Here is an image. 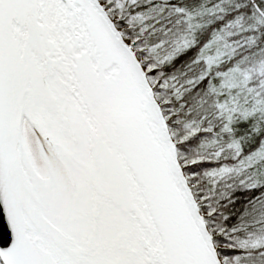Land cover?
I'll return each instance as SVG.
<instances>
[{"label": "snow or ice", "instance_id": "1", "mask_svg": "<svg viewBox=\"0 0 264 264\" xmlns=\"http://www.w3.org/2000/svg\"><path fill=\"white\" fill-rule=\"evenodd\" d=\"M0 264H264V0H0Z\"/></svg>", "mask_w": 264, "mask_h": 264}, {"label": "water", "instance_id": "2", "mask_svg": "<svg viewBox=\"0 0 264 264\" xmlns=\"http://www.w3.org/2000/svg\"><path fill=\"white\" fill-rule=\"evenodd\" d=\"M4 224V215H3V209L0 207V225Z\"/></svg>", "mask_w": 264, "mask_h": 264}]
</instances>
